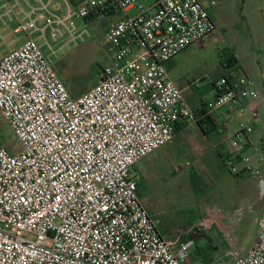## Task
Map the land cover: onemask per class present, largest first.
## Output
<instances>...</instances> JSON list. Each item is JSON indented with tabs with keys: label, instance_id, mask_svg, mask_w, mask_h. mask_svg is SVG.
I'll return each instance as SVG.
<instances>
[{
	"label": "built area",
	"instance_id": "1",
	"mask_svg": "<svg viewBox=\"0 0 264 264\" xmlns=\"http://www.w3.org/2000/svg\"><path fill=\"white\" fill-rule=\"evenodd\" d=\"M218 1L76 0L66 17L47 18L46 25L73 15L115 18L102 37L109 63L78 96L35 38L0 58V116L21 142L17 153L0 142V264H185L198 229L232 222L219 212L181 231L191 237L178 236L176 247L157 228L132 174L173 142L178 124L199 119L201 102L185 99L166 63L211 37ZM68 29L73 42L87 32ZM214 88L206 114L220 113L218 132L235 149L251 144L257 154L253 162L226 152L225 164L239 175L242 162L262 178L264 195V136L257 144L250 139L261 124L259 91L239 64ZM232 264H264V204L252 245Z\"/></svg>",
	"mask_w": 264,
	"mask_h": 264
},
{
	"label": "rangeland",
	"instance_id": "2",
	"mask_svg": "<svg viewBox=\"0 0 264 264\" xmlns=\"http://www.w3.org/2000/svg\"><path fill=\"white\" fill-rule=\"evenodd\" d=\"M69 9L76 10L71 0H0V58L29 37H36L66 85L76 84L77 91L84 93L97 84L99 74L109 63L102 37L115 18L85 21L73 15L65 23L46 25L47 18H64ZM33 10L36 14L30 16ZM136 12L131 10L130 15ZM40 13L46 17L40 18ZM211 16L215 23L211 37L183 50L167 64L168 72L183 89L185 99L197 105L214 97L215 83L223 69L219 54L230 49L259 91L261 124L255 136H264V0H219ZM33 20L34 24L24 28ZM71 25L78 32L87 31L82 40L71 41ZM184 128L179 135L176 132L173 142L135 165L132 174L139 183L138 194L169 241L177 236L183 240L181 231L185 233L219 212L233 216L232 222L223 221L226 229L214 223L193 234V249L213 256L216 264H226L252 245L264 195L262 178L245 171L242 162L237 164L241 173L236 175L219 153H237L255 162L256 149L251 145L235 149L228 139L216 146V133L207 136L197 124H186ZM0 135L10 152L21 150V142L1 116Z\"/></svg>",
	"mask_w": 264,
	"mask_h": 264
},
{
	"label": "trees",
	"instance_id": "3",
	"mask_svg": "<svg viewBox=\"0 0 264 264\" xmlns=\"http://www.w3.org/2000/svg\"><path fill=\"white\" fill-rule=\"evenodd\" d=\"M71 2L76 5V0H71ZM92 19H95L93 17L91 18H86L85 21H89V20H92ZM219 57H220V65L221 67L223 68L222 69V72L220 73V76L219 78L228 73L229 71L233 70V69H236L238 68V63H239V60L237 58V56L235 55V53L233 51H231L230 49L228 50H225L223 51L222 53L219 54ZM56 67V66H55ZM57 69V68H56ZM58 71V69H57ZM59 73V72H58ZM60 74V73H59ZM61 76V75H60ZM62 78V76H61ZM63 79V78H62ZM64 81V80H63ZM66 84V83H65ZM68 89L69 91L71 92L72 95L74 96H78L80 95L81 92L77 91V88L76 87V84H68ZM82 94V93H81ZM201 105L203 106L202 108L200 109H197L196 110V113L199 117L198 121H197V126L199 127V129L207 136L213 134L214 132H218L219 131V123H218V120L216 118H214L212 115H208L206 114V110L204 108L205 106V101H201ZM187 123H181V124H178L177 126V131H180L184 128V126L186 125ZM3 140V135H0V142L2 144H4L2 142ZM220 154V157L222 158V160L224 161L225 163V158H224V154L222 153H219ZM231 171V170H230ZM237 175V174H236ZM240 175V174H239ZM191 235H185L183 233V238L184 240L185 239H188L190 238ZM197 254L200 256V258H202V260L205 262V263H211L213 261V258L211 257V255H207L205 253V251L197 248L196 250Z\"/></svg>",
	"mask_w": 264,
	"mask_h": 264
},
{
	"label": "crops",
	"instance_id": "4",
	"mask_svg": "<svg viewBox=\"0 0 264 264\" xmlns=\"http://www.w3.org/2000/svg\"><path fill=\"white\" fill-rule=\"evenodd\" d=\"M212 9V8H211ZM210 12H211V10H210ZM36 38V37H35ZM186 49V48H185ZM184 49V50H185ZM175 58V57H174ZM173 58V59H174ZM173 59L172 60H170V61H168L167 63H166V67H167V64H169V63H171L172 61H173ZM240 66H241V68L243 69V70H245L244 69V67H243V64L242 63H240V61H239V63H238ZM176 82V81H175ZM179 86V85H178ZM180 87V86H179ZM181 88V87H180ZM183 90V89H182ZM183 94H184V92H183ZM194 106H196V104L194 105ZM220 113H218V112H215V113H213L212 114V116L214 117V118H216L217 120H218V123H219V128L221 127V125H220V115H219ZM259 125V124H258ZM258 125L256 126V128H255V130L257 129V127H258ZM190 126H192V125H189V127ZM229 128L230 129H232V128H234V124H232V125H230L229 126ZM184 129L185 128H183L182 130H180V131H178V133H177V135H179L182 131H184ZM203 133V132H202ZM214 133H216V135H217V137H219V140L217 141V143H219V142H221L222 141V143L225 141V139H224V136L221 134V133H219V132H214ZM204 134V133H203ZM176 135V136H177ZM262 137H263V133H261V135L258 137H256L255 136V131L253 132V134L250 136V139H251V141H252V143H258V142H260L261 140H262ZM210 138H212V139H214V137H210ZM211 139V140H212ZM174 141V140H173ZM251 144H249V145H247V146H250ZM246 146V147H247ZM252 147H254L253 145H251ZM155 153V152H154ZM153 153V154H154ZM140 163V162H139ZM138 163V164H139ZM138 188H139V183H138ZM162 234H163V236H165L166 238H167V236L166 235H164V233L162 232V231H160ZM177 239H178V236L173 240V239H171V240H173L172 242H175L176 244H175V246L177 247L178 246V244H177ZM196 250H197V248L195 249H193V248H191V250H190V254H189V258H188V260L185 262V264H207V263H205L203 260H202V258H200V256L197 254V252H196ZM246 253V252H245ZM245 253H242V255L243 254H245ZM212 258H213V263H215L214 262V257L213 256H211ZM232 264V261H230V262H227L226 264Z\"/></svg>",
	"mask_w": 264,
	"mask_h": 264
}]
</instances>
